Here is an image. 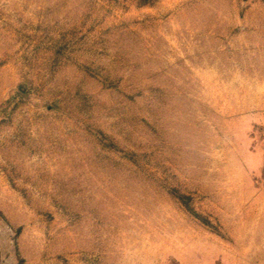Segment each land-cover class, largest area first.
<instances>
[{"label": "rangeland", "instance_id": "rangeland-1", "mask_svg": "<svg viewBox=\"0 0 264 264\" xmlns=\"http://www.w3.org/2000/svg\"><path fill=\"white\" fill-rule=\"evenodd\" d=\"M0 264H264V0H0Z\"/></svg>", "mask_w": 264, "mask_h": 264}]
</instances>
